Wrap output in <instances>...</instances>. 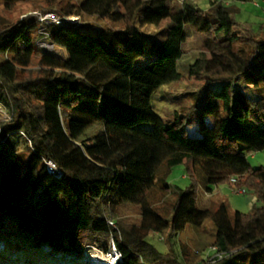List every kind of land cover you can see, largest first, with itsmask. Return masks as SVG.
Listing matches in <instances>:
<instances>
[{
	"label": "trees",
	"instance_id": "16d2710c",
	"mask_svg": "<svg viewBox=\"0 0 264 264\" xmlns=\"http://www.w3.org/2000/svg\"><path fill=\"white\" fill-rule=\"evenodd\" d=\"M64 1L0 0V7L39 2L68 14L73 7ZM176 1L80 0L78 14L120 28L48 26L64 59L37 51L34 16L0 29V106L11 117L0 124V261L15 255L13 264H54L44 259L43 247L51 256L75 259L85 245L97 244L106 253L114 247L117 264H185L186 248L162 254L148 236L169 230L170 240L210 219L211 246L223 256L213 264H264V167L251 169L247 160L264 149V39L236 35L231 4L251 0H213L205 11L182 4L174 12ZM185 25L204 35L200 55L187 69L200 82L189 108L162 120L151 98L181 77L176 64ZM145 26L164 39L146 38ZM33 65L38 68L28 69ZM239 80L253 96L242 93ZM192 120L196 138L187 133ZM95 126L98 131L85 136ZM47 161L58 175L48 171ZM177 165L191 179L185 189L166 182ZM222 182L253 191L258 204L232 217L224 204L197 207L196 184L209 193ZM155 188L174 196L169 216L151 203ZM124 204L138 207L139 224L111 228L106 217L114 220ZM5 217L15 220L11 238L1 234Z\"/></svg>",
	"mask_w": 264,
	"mask_h": 264
},
{
	"label": "rangeland",
	"instance_id": "374dc122",
	"mask_svg": "<svg viewBox=\"0 0 264 264\" xmlns=\"http://www.w3.org/2000/svg\"><path fill=\"white\" fill-rule=\"evenodd\" d=\"M210 1L213 0H177L173 4L172 10L177 12L181 9L182 4H184L205 11L208 9ZM65 2L73 7L72 9L69 8L71 9V12L68 14H63L58 11L56 7L43 8L42 4L39 2H20L8 9L0 7V29L11 26L26 17H36L37 15L34 14H45L47 12H52L59 17L75 18V23L78 24L87 23L107 28H120L119 24H113L106 19L78 14L77 7L80 0H69V2L65 0L64 3ZM231 4L237 9V12L233 14V20L236 24L233 31L236 35L239 36L241 40L264 39V0H251L248 2L233 1ZM89 31L92 34H96L97 32V30L94 29H90ZM141 33L146 38L154 37L159 41L164 39V36L161 35L160 31L154 26H145L141 29ZM183 34L185 36V40L181 44L183 55L176 64V70L181 77L176 82L160 87L151 98V108L162 120L172 118L175 110L180 111L189 108L191 105L190 93L197 88L200 82V80L190 77L187 69L188 66L200 55L204 35L191 25H185L183 27ZM37 39L43 46L42 49L37 47V51L45 52L46 54L59 59L65 58L66 55L64 49L53 44L49 37L44 35ZM1 59L2 58L0 57V60ZM37 68V65H33L28 69L35 70ZM237 86H239L243 94L247 96L254 95L252 88L245 86L242 81L239 80ZM219 88V84L212 85V90L214 92L218 91ZM8 118L7 111L0 106V124L7 121ZM138 127L147 130L152 128L150 124H139ZM97 128L98 127L95 126L86 130L85 136H93L98 131ZM187 133L190 137H199L195 120H192L187 124ZM247 160L251 169L264 167V149L248 154ZM166 182L171 185L172 188L178 187L180 189H185L190 185L191 179L187 174L185 166L177 165L173 167L167 175ZM210 190L211 191L207 193L200 184H196L195 192L197 197V207L214 210L220 204H224L227 207L229 215L232 217L235 211L248 214L252 207L258 204L253 191L245 189L246 192L240 194L228 182H222L215 186H211ZM150 201L163 215L169 216V209L174 201V196L172 194H163L158 188H155L150 194ZM113 215L115 219L113 220L106 217V223L108 225L112 223V225L109 226L117 230V223L125 226H137L140 222L139 209L134 205H121L114 211ZM1 234L3 238H11L14 236L15 220L13 218H4L1 223ZM169 234V230H165L161 233H153L148 236L147 241L162 254L169 253L170 250H176L179 252V248H186L185 264L211 263L209 260L213 255L210 253V249H212L211 243L214 237V227L210 219H206L198 229L186 227L178 235H173L170 240L168 239ZM109 242L111 243V240H109L108 243ZM3 243L4 240L0 241V251L3 250ZM41 254L45 260H54V264H94V259H108L106 255L107 253L97 244L85 245L80 258L75 259L69 256H51L48 254L46 247L42 248ZM11 258L12 259H2L0 264H13V260H15L16 257L13 255ZM49 264L53 263L49 262Z\"/></svg>",
	"mask_w": 264,
	"mask_h": 264
},
{
	"label": "built area",
	"instance_id": "2783aa9c",
	"mask_svg": "<svg viewBox=\"0 0 264 264\" xmlns=\"http://www.w3.org/2000/svg\"><path fill=\"white\" fill-rule=\"evenodd\" d=\"M34 15H37L35 18H36L38 25H39L38 30H37V38L40 36H44V35L49 37L48 33H47V27L50 25H62L64 23H69V24H74V25L80 24V23L79 24L75 23L76 22L75 18L71 19V18H66V17H59L52 12H47L45 14H34ZM35 45L38 48H41V49L43 48L42 43L38 39L36 40ZM43 53H45V52H43ZM7 114L9 116L7 121H9L11 118L10 113L7 112ZM7 121H5V122H7ZM46 165H47L48 171L52 175H58L57 169L52 162L47 161ZM232 181H233V179H232ZM237 191L240 194H244V192H246L244 189H238ZM109 225H112V223H110ZM210 253H212L213 255L211 256V258L209 260V261H211V263H209V264H213L215 261H217L223 257L221 254L215 253L214 247L212 249H210ZM106 255H107L108 259H110L109 264H117L120 261V255L114 247H112L111 251L108 252Z\"/></svg>",
	"mask_w": 264,
	"mask_h": 264
},
{
	"label": "bare ground",
	"instance_id": "6f19581e",
	"mask_svg": "<svg viewBox=\"0 0 264 264\" xmlns=\"http://www.w3.org/2000/svg\"><path fill=\"white\" fill-rule=\"evenodd\" d=\"M97 258V257H96ZM93 263L94 264H109L110 263V260L105 258V259H94L93 260Z\"/></svg>",
	"mask_w": 264,
	"mask_h": 264
}]
</instances>
